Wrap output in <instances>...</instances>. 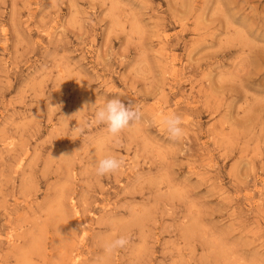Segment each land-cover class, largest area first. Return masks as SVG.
<instances>
[{
    "label": "rangeland",
    "instance_id": "rangeland-1",
    "mask_svg": "<svg viewBox=\"0 0 264 264\" xmlns=\"http://www.w3.org/2000/svg\"><path fill=\"white\" fill-rule=\"evenodd\" d=\"M0 264H264V0H0Z\"/></svg>",
    "mask_w": 264,
    "mask_h": 264
},
{
    "label": "clouds",
    "instance_id": "clouds-1",
    "mask_svg": "<svg viewBox=\"0 0 264 264\" xmlns=\"http://www.w3.org/2000/svg\"><path fill=\"white\" fill-rule=\"evenodd\" d=\"M89 111H93V118L97 125H104L107 133L117 138L119 135L131 128L135 123L139 122L142 113L136 107V105L129 103L125 104L121 99L112 98L107 99L102 106L97 107L96 103L88 106ZM169 139L172 141H179L185 135L184 128L182 127L183 120L178 115H170L166 117L164 121ZM76 131L83 134L85 127L76 126ZM123 165V161L118 159L114 155H106L99 159L95 165V174L97 176H106L114 174ZM129 243V240L125 236H121L118 239L105 245V251L108 253L113 252L116 249L124 248Z\"/></svg>",
    "mask_w": 264,
    "mask_h": 264
},
{
    "label": "bare ground",
    "instance_id": "bare-ground-1",
    "mask_svg": "<svg viewBox=\"0 0 264 264\" xmlns=\"http://www.w3.org/2000/svg\"><path fill=\"white\" fill-rule=\"evenodd\" d=\"M259 16V15H258ZM247 46H249V45H247ZM251 50V49H250ZM254 52V51H253ZM253 56V55H252Z\"/></svg>",
    "mask_w": 264,
    "mask_h": 264
}]
</instances>
